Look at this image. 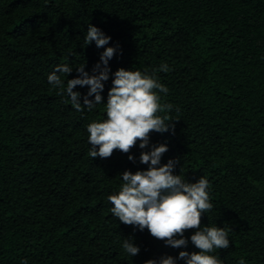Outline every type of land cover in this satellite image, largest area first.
Wrapping results in <instances>:
<instances>
[{
  "label": "trees",
  "instance_id": "trees-1",
  "mask_svg": "<svg viewBox=\"0 0 264 264\" xmlns=\"http://www.w3.org/2000/svg\"><path fill=\"white\" fill-rule=\"evenodd\" d=\"M89 25L118 46L112 73L169 66L156 76L169 90L161 103L174 107L159 115L176 121L175 134H151L169 148L161 165L178 161L174 174L188 183L208 179L202 226L230 240L212 255L264 264V0H0V264H146L198 251L113 216L107 197L124 171L147 170L142 150L129 153L135 163L120 151L89 157L87 125L106 118L105 106L76 111L48 83L59 65L73 69L65 85L81 65L92 74L105 49L85 44ZM128 237L137 256L121 247Z\"/></svg>",
  "mask_w": 264,
  "mask_h": 264
},
{
  "label": "clouds",
  "instance_id": "clouds-1",
  "mask_svg": "<svg viewBox=\"0 0 264 264\" xmlns=\"http://www.w3.org/2000/svg\"><path fill=\"white\" fill-rule=\"evenodd\" d=\"M84 40L88 46L95 42L97 48L105 49L92 74L85 71L86 65H81L75 69L77 78L68 79L65 85L61 77L65 74L69 77L73 69L59 65L48 76V83L59 90L58 95H67L76 111H91L101 104L105 106L106 118L87 125L89 157L107 160L116 151L129 154L139 145L142 150L139 162L148 166L147 170L124 171L120 175L123 181L120 190L107 197L112 205L111 213L121 224L140 232L147 230L153 238L164 241L167 247L187 248L190 239L198 249L191 253L180 251L178 257L164 256L159 262L148 260L146 264H177V260L184 261V264H222V260L211 253L230 247L228 230L202 226L203 215L213 209L208 179L201 176L196 183L186 182L182 175L174 174L178 161L170 159L161 165L162 157L169 151L168 146L151 143L154 132L175 134L176 121H171L167 115H159L170 113L174 106L161 103V94L167 95L169 90L156 76L157 72L167 73L171 69L162 63L152 70V74L123 68L112 73L109 61L115 56L118 46L106 47L111 37L89 25ZM110 79L112 86L104 103L102 93ZM78 86L88 89L83 97L74 91ZM128 159L136 162L134 155L129 154ZM188 231L194 233L190 238L185 236ZM121 247L131 257L140 253L132 237L124 238ZM239 264L246 262L241 259Z\"/></svg>",
  "mask_w": 264,
  "mask_h": 264
}]
</instances>
